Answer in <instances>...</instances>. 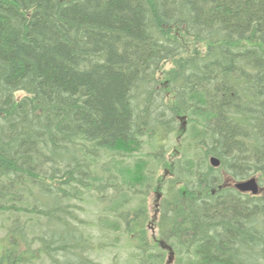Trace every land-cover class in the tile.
Here are the masks:
<instances>
[{"label":"trees","instance_id":"obj_1","mask_svg":"<svg viewBox=\"0 0 264 264\" xmlns=\"http://www.w3.org/2000/svg\"><path fill=\"white\" fill-rule=\"evenodd\" d=\"M226 175L264 181V0H0V264H264Z\"/></svg>","mask_w":264,"mask_h":264},{"label":"rangeland","instance_id":"obj_2","mask_svg":"<svg viewBox=\"0 0 264 264\" xmlns=\"http://www.w3.org/2000/svg\"><path fill=\"white\" fill-rule=\"evenodd\" d=\"M201 47H204V46L201 45ZM171 140L173 141L171 146H173L175 144V136L171 137ZM171 148L172 147H170V149ZM168 155H171V154L169 153ZM169 159H172V161H174L175 156L173 158H169ZM226 176L227 177L225 178L224 181H226V183H231L233 180L230 178V176H228V175H226ZM260 183H261L262 187L264 188V181L261 180ZM163 196L164 195L162 194L161 200L163 199ZM149 202H150V207H152L151 211L153 213H155L154 206H155V202H157L155 193L151 194V198H150ZM89 208L96 209V205L91 204ZM3 233H4V230H2L0 228V240L3 237ZM23 247L25 248V246H23ZM33 248H36V246H34ZM31 249L32 248L26 247V251L24 253H27V251H28V254H29ZM93 256H94L95 260H97L99 262V264H134V262H132L133 259H130V256H131L130 252H129V258H127L126 255L118 247H110V248H107L105 250L95 252V253H93ZM167 257H168V252L165 251V260L167 259ZM177 259H178V256L176 254V260ZM45 260L46 261L44 264H54V263H52V261H50L47 258ZM176 260L173 264H177ZM34 264H38V263L35 262ZM40 264H42V263H40ZM55 264H57V263H55Z\"/></svg>","mask_w":264,"mask_h":264},{"label":"water","instance_id":"obj_3","mask_svg":"<svg viewBox=\"0 0 264 264\" xmlns=\"http://www.w3.org/2000/svg\"><path fill=\"white\" fill-rule=\"evenodd\" d=\"M211 163L213 166H219L220 160L217 157H211ZM236 188L242 192H252L253 194H257L259 191V184L255 177H251L247 180L239 181L236 183ZM172 254V252H171ZM172 258V256L170 257Z\"/></svg>","mask_w":264,"mask_h":264}]
</instances>
